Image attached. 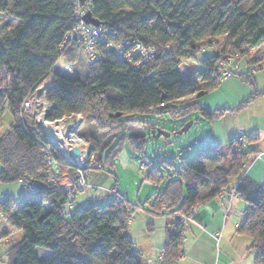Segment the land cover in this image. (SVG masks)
I'll return each instance as SVG.
<instances>
[{"label":"trees","instance_id":"16d2710c","mask_svg":"<svg viewBox=\"0 0 264 264\" xmlns=\"http://www.w3.org/2000/svg\"><path fill=\"white\" fill-rule=\"evenodd\" d=\"M86 5L108 29L110 39L153 45L155 57L138 66L113 52L90 62L78 41L62 50L76 24L75 10ZM0 8L18 20L0 35V123L6 110L13 117L10 129L0 131V183L31 178L18 201L7 197L0 203V211L9 214L10 224L23 233L20 241L7 243H11L7 264H142L128 233L132 212L120 194L107 203L100 200L102 206L90 202L65 216L70 199L65 181L46 182L42 171L50 143L32 118L21 113L23 102L53 74L46 85V96L53 103L49 118L83 114L89 128L79 134L88 140L102 168L101 151L110 148L106 163L113 166L127 143L143 152L146 135L139 116L169 114L181 119L196 113L213 122L264 97L253 82L263 64L251 52L264 44V0L248 5L243 0H11L10 6L0 3ZM233 55L239 57V72L227 79L238 74L252 84L253 93L234 109L203 107L199 99L227 80L221 77L225 69L221 63ZM61 56L68 60L69 71L83 56L86 77L56 71ZM252 141L249 135V148L243 150L234 137L225 146L205 145L180 157L177 179L158 196L157 209H171L182 216L234 192L248 204L238 234L251 239L254 264H264V185L255 186L243 174L255 153ZM166 162L173 165L172 160ZM147 172L146 183L160 184L158 166ZM68 176L76 180L77 170ZM232 179L240 181L231 189ZM184 231L179 223L166 228L165 245L159 252L165 253L164 264H176L183 251ZM38 247L50 250V256L40 258Z\"/></svg>","mask_w":264,"mask_h":264},{"label":"rangeland","instance_id":"374dc122","mask_svg":"<svg viewBox=\"0 0 264 264\" xmlns=\"http://www.w3.org/2000/svg\"><path fill=\"white\" fill-rule=\"evenodd\" d=\"M253 0H243V3L250 4ZM0 3L10 6L11 0H0ZM86 16V15H85ZM18 20L13 19L7 12L0 8V35L4 32L5 26H16ZM252 57L264 61V45L258 48H252ZM199 55V56H204ZM229 57V56H227ZM233 57H238L233 55ZM68 60L61 56L55 65L54 69L68 76H77L85 78L88 72V65L81 56L74 65L73 71L66 69ZM242 73H245L243 63L240 64ZM53 74L45 80V84H49L52 80ZM238 74L233 76V79L242 80ZM219 93H216L215 98L210 96L209 99L216 100ZM138 119L144 123V133L146 135L145 146L143 152H137L127 143L123 151L113 161V166L106 163L110 148H105L101 151L103 158V168L89 167L86 168V181L97 188L96 194L94 192H81L79 201L82 205H87L90 202L97 203L99 200L105 203L114 198L109 191L116 185L119 194L129 204L132 216L130 220V232L133 238L138 242H144L146 236L149 235L146 227L148 224H153L155 228V236L159 245H163L162 234H164L163 220L164 219L157 209L158 196L164 192L166 186L170 181L177 179L176 171L180 165V157L188 156L191 152L200 149L205 145H222L225 146L229 138L228 131H218L215 122H210L202 119L199 114H192L189 117L174 119L169 114L156 115L149 114L147 116H139ZM190 121L193 124L185 132H181L183 128L189 125ZM13 123V117L9 110L4 112L0 123L1 133H6ZM85 124V125H84ZM81 127L83 132L89 128L88 122ZM188 127V126H187ZM165 132L158 136L159 132ZM170 134V135H167ZM127 135V134H126ZM117 141L111 145L114 146ZM92 153V152H91ZM94 154V153H92ZM95 155V154H94ZM99 160V159H98ZM150 160L160 168V184L146 183L144 180L148 175L147 170H141L139 164L141 161ZM166 160H172L173 165H169ZM1 169V164H0ZM64 174V172H63ZM67 182L66 177H60V180ZM57 182V184H58ZM24 186L19 182L15 183H0V194L10 197L18 201L23 195ZM96 195V196H95ZM84 196V197H82ZM90 197V198H89ZM3 215V216H2ZM5 213L0 211V230L5 227L6 233L0 234L1 238L8 237L12 242L19 241L23 237L20 231L15 233L14 227L8 222L4 221ZM132 228V229H131ZM15 233V234H14ZM11 236V237H10ZM11 239H10V238ZM8 242H0V264H7L6 252L9 249ZM159 252V251H158ZM51 251L45 248L38 247L37 255L40 258L50 256Z\"/></svg>","mask_w":264,"mask_h":264},{"label":"crops","instance_id":"0c3cea01","mask_svg":"<svg viewBox=\"0 0 264 264\" xmlns=\"http://www.w3.org/2000/svg\"><path fill=\"white\" fill-rule=\"evenodd\" d=\"M262 54L264 55V52ZM253 58L259 60L257 57L253 56ZM261 62L263 65L255 73L253 82L258 89L264 91V61ZM241 79H233L232 76L227 80L220 81L216 88L199 99L200 104L209 110L237 108L253 93L252 84L245 82L243 78ZM216 93H219L216 100L209 99L210 96L215 98ZM213 122L216 123L214 125H216L218 131H228L230 138L228 141L234 138L240 127L247 128L250 137H253L251 147L255 150V153L243 174L255 186H263L264 97L249 103L242 110L229 111L221 119ZM239 181V179H232L230 188H235ZM247 208V202L238 195H235L230 203L219 196L200 205L195 221L190 222L185 228L184 236H186V240L176 264H254L256 255L249 250L251 239L238 234L237 231L238 226L246 220ZM172 211L171 209H164L160 212L164 218L162 219L164 234L160 239L163 245L157 243L160 241L156 240L155 228L151 223V229L148 226L146 227V233H149L146 240L138 243L130 232V225L132 224L130 220L128 233L135 242L137 252L141 255L142 264L155 263L160 250L165 245L166 228L169 225L178 224L179 216L172 214ZM5 229L3 227L0 234L6 233ZM14 229L16 234L21 231L16 227ZM219 232L222 236L217 238L216 234Z\"/></svg>","mask_w":264,"mask_h":264},{"label":"built area","instance_id":"2783aa9c","mask_svg":"<svg viewBox=\"0 0 264 264\" xmlns=\"http://www.w3.org/2000/svg\"><path fill=\"white\" fill-rule=\"evenodd\" d=\"M87 13V5L77 7L74 13L76 24L65 39L61 47L62 50H69L70 46L78 41L82 46L84 55L90 62H97L103 58L104 54L113 52L118 58L134 62L138 66L155 57L156 51L153 45H146L131 39L120 41L110 39L109 34H107L109 31L105 26L102 24L95 26L84 20ZM238 61L239 57H225L221 63L225 67L221 74L222 79H227L235 71L239 72ZM66 69L71 70V66H66ZM46 93V85L42 84L35 87L24 100L21 113L32 118L50 143L46 155V165L42 171L46 182L56 185L60 177L67 178L64 189L70 197L65 206V216H68L71 211L82 208L83 205L78 200L81 192H94L96 194L97 188L86 181L85 170L89 167L101 168L102 163L90 152L91 147L88 140L79 134L85 122L84 115L72 113L59 119H50L49 115L53 109V103L47 98ZM234 137L243 150L249 148V134L246 127H240ZM74 148L79 150V154H72ZM139 168L153 171L156 165L153 161L146 160L140 162ZM75 169L78 172V178L73 180L68 176V173ZM30 180L31 178L26 176L19 178L18 182L23 184L24 189H27ZM109 192L114 196L118 195L115 187ZM234 196V192L221 194V197L229 203ZM6 199L7 196L0 194V203ZM98 202L99 205H103L100 200ZM197 212L198 208H192L187 214L179 216V225L186 228L194 220ZM3 219L10 225L9 214H6ZM221 236L220 232L216 234L217 238ZM0 242H9L8 237L1 238L0 235ZM164 258L165 253L162 251L158 260L153 264H164Z\"/></svg>","mask_w":264,"mask_h":264},{"label":"water","instance_id":"95a60500","mask_svg":"<svg viewBox=\"0 0 264 264\" xmlns=\"http://www.w3.org/2000/svg\"><path fill=\"white\" fill-rule=\"evenodd\" d=\"M84 20H85L87 23L92 24V25H95V26H99V25H100V22L97 21V20H95V19L92 17L91 12H88V13L86 14ZM192 124H193V121H190L189 125H187L188 127L185 126L181 132H185V131H187V130L189 129V126H191ZM161 134H166V133L160 131L159 134H158V136H160ZM167 135H170V134H167ZM72 154H74V155L79 154V150H78L77 148H74V149L72 150Z\"/></svg>","mask_w":264,"mask_h":264}]
</instances>
